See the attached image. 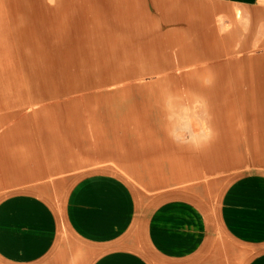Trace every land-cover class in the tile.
<instances>
[{
  "label": "crops",
  "instance_id": "1",
  "mask_svg": "<svg viewBox=\"0 0 264 264\" xmlns=\"http://www.w3.org/2000/svg\"><path fill=\"white\" fill-rule=\"evenodd\" d=\"M8 5L14 9L0 10V57L9 52L15 58L12 70L0 67V86L9 81L20 101L3 105L0 95V109L20 111L0 137V177L13 167L35 178L77 160L59 143L84 135L86 120L105 121L114 137L120 129L129 156L146 160L144 169L129 165L128 172L149 174V183L198 178L240 159L244 150L264 161V105L241 102L252 89L264 95V0ZM19 14L37 26H17ZM35 39L58 49L46 51ZM74 63L85 72H72ZM212 75L224 80L227 96L190 95L186 79L209 87L205 79ZM108 86L118 89L90 92ZM47 100L52 107L23 113L28 102ZM193 103L206 105L217 131L201 154H187L188 146L169 134L172 126L182 131L190 113L174 105ZM11 119L1 117L0 127ZM242 122L243 142L236 128ZM190 125L193 131L198 126L194 111ZM102 131L95 130L101 137ZM35 137L49 142L44 150L29 145ZM32 163L37 171L28 169ZM215 185L148 192L105 168L8 189L0 193V264H264V169H246Z\"/></svg>",
  "mask_w": 264,
  "mask_h": 264
},
{
  "label": "rangeland",
  "instance_id": "2",
  "mask_svg": "<svg viewBox=\"0 0 264 264\" xmlns=\"http://www.w3.org/2000/svg\"><path fill=\"white\" fill-rule=\"evenodd\" d=\"M9 0H0V10L2 11H11L14 8L8 5ZM9 15V14H7ZM5 15H2V17ZM18 23L17 26H25L26 24H30L33 26H37V23L29 21V16L26 14H19L15 17ZM4 24V23H3ZM39 31V30H37ZM35 41L44 43L45 39H35ZM44 49L46 51H54L57 50L58 47L45 45L43 44ZM65 47H61L60 50H64ZM51 57H64V58H75L80 57L77 55L70 54H62V55H54L48 54ZM13 58L15 56L6 52L3 56L0 57V67L3 70H12L13 69ZM202 66H208L211 63L209 62H201L199 63ZM73 71L74 73H84L80 70L79 65L74 63ZM78 67V68H77ZM176 71V70H174ZM89 73V72H86ZM214 75L210 76L205 82L207 84H214L217 82V79L213 78ZM144 82V79L137 80L136 82ZM187 85V81H186ZM118 89L117 86H108L106 88L97 89L90 92H99V93H113ZM89 93L79 92L77 94H73L72 97H80L81 95ZM0 95L2 97L1 103L3 105H16L20 98L17 95L16 91L13 89V85L9 81H4L2 86H0ZM190 95H198L197 92L190 93ZM66 98H62V101ZM53 103V101H31L28 102L27 105L24 106L23 113L27 115H34L36 111L41 110L44 107H52L53 105H49ZM180 103L178 99L177 104ZM174 105V107H180L182 109L189 110V114H185L183 118V130L178 131L176 127L172 126L170 128L169 134L170 139L174 140L173 142L178 144L179 146H183V148H187V154H190V151H193L194 154H201L203 149L207 146L208 143L213 139L216 134V130L211 126L209 115L206 111V105ZM165 108H169L172 105H163ZM20 108L15 107L11 109H0V118H4L5 116H11V120L6 124L0 127V137L3 132L6 130L7 126H13V114L19 113ZM63 109L60 108L57 110V113L61 112ZM197 116L198 126L193 131L190 125V119L192 117V113ZM84 126V135H80L79 137H65L64 142H60V146L67 149L69 152L75 154V156L79 157L77 160L69 159V164L64 168L60 169L56 172H45V174L32 178L31 176H26L23 174H16L13 172V167L10 168L11 174L8 176L0 177V193L5 192L8 189L20 190L28 187H36L41 182L46 180H53L57 178H62L65 181L69 180L72 177L79 176L80 174H84L85 172L111 168L125 177L130 183L138 187V189L148 192L158 191L164 188L179 186V185H190L200 182H214L217 185L224 182L226 179L236 174L237 172L246 170V169H255V168H263L264 169V161H261L259 157L255 156L252 151L240 152L241 158L231 161L229 164L223 166L222 168H218L216 170L205 171L198 178H191L187 180H183L181 182H167V183H149V174L140 173V176L136 173L128 172V166L133 165L138 170L144 169L140 163H144L146 160L144 158H139L137 154H134L136 157H130V152L126 148V138L122 137V131L120 129H116V136H113V128L110 127L105 121L99 120H86L83 123ZM99 127H103L102 137L98 136L95 130ZM239 131V137L241 138V142H243L248 134L243 131L244 123H238L236 126ZM105 144V149L100 151L99 147L101 144ZM49 144L46 140H40V137H35V139H31L29 145L33 147L34 145H38L39 150H44L46 146ZM44 146V147H43ZM103 152V153H101ZM0 153V159L3 158ZM102 154V155H101ZM78 161V162H77ZM140 165V166H139ZM146 168V167H145ZM150 170L153 167H148ZM147 168V169H148ZM28 169L30 171H37V167L32 163ZM4 172V171H2ZM152 176V175H151ZM215 185V186H216Z\"/></svg>",
  "mask_w": 264,
  "mask_h": 264
},
{
  "label": "bare ground",
  "instance_id": "3",
  "mask_svg": "<svg viewBox=\"0 0 264 264\" xmlns=\"http://www.w3.org/2000/svg\"><path fill=\"white\" fill-rule=\"evenodd\" d=\"M257 68H258V70H262V65L259 64ZM249 70H250V72L252 71L251 68ZM215 79H217V82L210 85L209 87H206V85H201L200 81L198 82V79H194V78L186 79L187 88L189 90V93L197 92L198 95L202 94V95H204V97H207L208 99H215V98L217 99V98L227 96L228 95L227 94V86L225 85L224 80L218 79V78H215ZM262 84H263V82H262ZM256 91H257V89H252L250 91L249 95L243 94V97L241 99V102L243 103V105H246L248 103L251 105H264V95L262 93L256 92ZM245 108L247 109L248 107L246 106ZM246 111H248V109ZM252 117H254V116H252Z\"/></svg>",
  "mask_w": 264,
  "mask_h": 264
}]
</instances>
